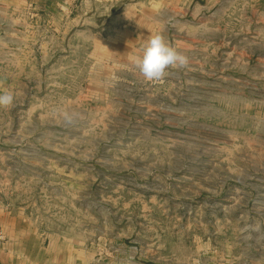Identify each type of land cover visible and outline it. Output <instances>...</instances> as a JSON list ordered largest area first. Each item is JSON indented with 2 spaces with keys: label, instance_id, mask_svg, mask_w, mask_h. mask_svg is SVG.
Segmentation results:
<instances>
[{
  "label": "rangeland",
  "instance_id": "rangeland-1",
  "mask_svg": "<svg viewBox=\"0 0 264 264\" xmlns=\"http://www.w3.org/2000/svg\"><path fill=\"white\" fill-rule=\"evenodd\" d=\"M154 33L189 63L147 81ZM3 92L0 207L42 248L264 264V0H0Z\"/></svg>",
  "mask_w": 264,
  "mask_h": 264
},
{
  "label": "crops",
  "instance_id": "crops-1",
  "mask_svg": "<svg viewBox=\"0 0 264 264\" xmlns=\"http://www.w3.org/2000/svg\"><path fill=\"white\" fill-rule=\"evenodd\" d=\"M26 222L7 207H0V264H68V253L60 248L53 252L40 245L34 232L25 230Z\"/></svg>",
  "mask_w": 264,
  "mask_h": 264
},
{
  "label": "clouds",
  "instance_id": "clouds-1",
  "mask_svg": "<svg viewBox=\"0 0 264 264\" xmlns=\"http://www.w3.org/2000/svg\"><path fill=\"white\" fill-rule=\"evenodd\" d=\"M130 62L147 81H160L167 75V69L184 68L189 63L188 57L171 46L162 33L149 34L139 53L130 56ZM14 99L11 92L0 93V108L12 107ZM56 112L68 124L78 116V113L67 109H57Z\"/></svg>",
  "mask_w": 264,
  "mask_h": 264
}]
</instances>
